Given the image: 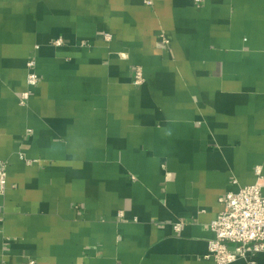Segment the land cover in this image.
Masks as SVG:
<instances>
[{
	"label": "crops",
	"instance_id": "1",
	"mask_svg": "<svg viewBox=\"0 0 264 264\" xmlns=\"http://www.w3.org/2000/svg\"><path fill=\"white\" fill-rule=\"evenodd\" d=\"M0 161V264H215L264 178V0H0Z\"/></svg>",
	"mask_w": 264,
	"mask_h": 264
},
{
	"label": "built area",
	"instance_id": "2",
	"mask_svg": "<svg viewBox=\"0 0 264 264\" xmlns=\"http://www.w3.org/2000/svg\"><path fill=\"white\" fill-rule=\"evenodd\" d=\"M202 1L194 0L197 6H200ZM146 4L150 5V2ZM104 38L106 41L110 40L108 34L104 35ZM52 44L58 47L62 45V41L58 40ZM26 67L28 71L25 81L26 90L18 98L21 106L26 105L31 97L30 90L39 83L34 71V59L29 60ZM142 83V71L136 69L134 85L138 86ZM256 175L258 179L255 184L242 187L236 193H226L218 199L221 210L209 224L213 238L209 241L205 259H213L215 264H232L240 259L247 260L264 253V184L261 183L264 178L261 177L260 167L256 168ZM6 185L7 164L0 161L1 195H4ZM119 217H122V213H119ZM183 225V222H177L173 225V229L179 232ZM21 264H36V262L28 259Z\"/></svg>",
	"mask_w": 264,
	"mask_h": 264
}]
</instances>
